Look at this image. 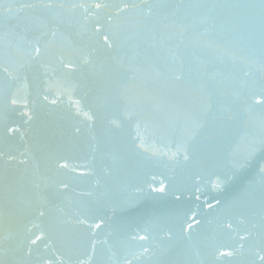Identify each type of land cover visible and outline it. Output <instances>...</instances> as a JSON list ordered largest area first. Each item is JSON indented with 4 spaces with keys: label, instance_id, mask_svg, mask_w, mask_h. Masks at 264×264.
Instances as JSON below:
<instances>
[{
    "label": "water",
    "instance_id": "water-1",
    "mask_svg": "<svg viewBox=\"0 0 264 264\" xmlns=\"http://www.w3.org/2000/svg\"><path fill=\"white\" fill-rule=\"evenodd\" d=\"M0 264H264V0H0Z\"/></svg>",
    "mask_w": 264,
    "mask_h": 264
}]
</instances>
